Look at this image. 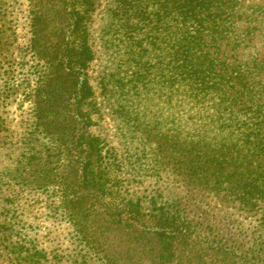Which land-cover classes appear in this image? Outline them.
<instances>
[{"label": "trees", "instance_id": "trees-1", "mask_svg": "<svg viewBox=\"0 0 264 264\" xmlns=\"http://www.w3.org/2000/svg\"><path fill=\"white\" fill-rule=\"evenodd\" d=\"M9 1L0 0V128L1 108L34 76L15 172L51 189L71 226L68 246L51 257L20 251L19 264H264V4L27 0L16 58ZM100 49L116 63L98 93L90 69ZM152 100L168 118L142 117ZM106 107L138 151L102 135ZM148 179L154 187L141 190Z\"/></svg>", "mask_w": 264, "mask_h": 264}, {"label": "rangeland", "instance_id": "rangeland-1", "mask_svg": "<svg viewBox=\"0 0 264 264\" xmlns=\"http://www.w3.org/2000/svg\"><path fill=\"white\" fill-rule=\"evenodd\" d=\"M251 1L264 4V0ZM9 3L10 19L14 18L18 36L17 44L11 48L14 51L17 50V45L26 43L29 37L25 26L28 3L27 0H10ZM93 27L92 33L98 47L97 28L95 25ZM258 39H261V36ZM259 49L263 53L261 55L264 56V41ZM16 50L13 57L17 58ZM5 57L6 61L3 62L6 64L15 62L12 60V56L6 55ZM114 62L116 63V61H108L107 56L102 54L101 49L99 50L98 58L93 61L90 69L92 81L98 88V93L101 91L100 75L105 71V68L109 71ZM23 72L27 74L28 69H24ZM34 81L35 77L30 75L29 87L19 88L17 93L12 96L11 103L1 108L8 126L3 127L5 130L0 128V264H19L18 259L25 256V252L20 255V251H28V249H33V252H38L39 255L46 253L51 257L59 249L68 246L71 237V226L60 217L59 212H56L55 205L51 204L53 199L50 196L52 195L51 189L48 191L44 187L31 186L29 176L22 180L15 172L23 152L21 137L25 122H27L25 120L31 111V102L27 95L35 86ZM146 103L145 101L142 104L143 107L140 108L142 117L146 121L153 124L157 117L168 118V108L160 109L161 106L157 100L148 103L149 107L146 106ZM106 111L109 114L100 127L102 135L108 139L111 145L118 146L124 153H127L129 147L131 148L130 153L138 151L141 148L140 141L129 138L130 134L127 133L126 127L118 129V122L116 121L115 125L114 120L109 116L110 112L107 107ZM154 183L155 181L148 179L141 185V190L149 191L154 187ZM43 264L46 263L43 261Z\"/></svg>", "mask_w": 264, "mask_h": 264}]
</instances>
